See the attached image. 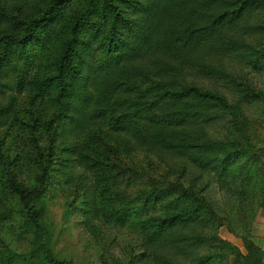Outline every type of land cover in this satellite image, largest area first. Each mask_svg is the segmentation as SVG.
<instances>
[{
  "label": "rangeland",
  "instance_id": "374dc122",
  "mask_svg": "<svg viewBox=\"0 0 264 264\" xmlns=\"http://www.w3.org/2000/svg\"><path fill=\"white\" fill-rule=\"evenodd\" d=\"M258 1L259 9L264 7V0ZM48 2L0 0V108L4 109L0 137L4 149L17 157L23 182L31 189L38 185L34 195L47 227L50 251L57 259L67 264H154L144 263L143 233L169 212L159 213L157 203H145L139 197L146 178H128L122 170H141L147 163L161 166V151L152 149V156L146 153L148 149L141 145L140 133L149 122L132 118L137 106H131L130 95L110 93L108 85L124 73H136L142 60L146 64L145 58L156 56L155 49L141 47L143 39L153 33L150 27L153 22L156 24L161 9L171 6L173 10L167 9L168 12L178 10L172 19L184 24L191 21V8L201 4V0H68L37 33L38 37L19 49L16 38L23 22L41 15ZM262 13L253 11L247 15L254 20L263 17ZM195 20L207 19L199 15ZM241 25L245 27L246 22ZM181 37L183 33L173 34L170 45L172 38L181 42ZM107 43H116L117 54L123 57L120 62L108 58ZM226 49L220 52V61L229 73L239 74L242 51L237 45ZM208 56L192 60L196 66L190 69V75L198 83L212 87L219 83L206 78V67L200 66ZM62 58L69 70L68 89L60 97L58 89L45 80L56 72ZM254 62L258 69H264V59ZM218 65L215 61L212 68L220 74ZM144 70L147 72V68ZM247 70L253 86L257 90L264 88V77ZM86 93L92 94V98H87ZM145 100H140L139 105ZM22 121L29 127L24 128ZM222 125L223 122L219 128ZM260 136L264 143V124ZM163 155L171 164L170 154ZM39 170H46L42 189ZM205 178L212 185L211 195L219 199L214 174H205ZM7 208L12 213H8L7 222L0 224V264H42L33 252L32 236L20 220L17 206L12 202ZM213 236L247 253L241 238L225 224L217 227ZM250 239L264 251V207L252 224ZM167 248L164 241L159 242L156 255L169 256ZM203 253L208 260L210 254L211 258L215 255L212 249L198 252ZM172 261L191 264L193 259L173 256Z\"/></svg>",
  "mask_w": 264,
  "mask_h": 264
},
{
  "label": "trees",
  "instance_id": "16d2710c",
  "mask_svg": "<svg viewBox=\"0 0 264 264\" xmlns=\"http://www.w3.org/2000/svg\"><path fill=\"white\" fill-rule=\"evenodd\" d=\"M67 1L49 0L41 15L23 22L21 34L16 38L19 49L36 39L37 33ZM257 1L201 0V4L191 8L194 20L184 24L172 19L178 10L168 12L167 9L173 10L171 6L161 9L156 24L153 22L150 27L153 33L142 38L141 47L155 49L156 56L145 58L146 64L142 60L136 73H124L108 85L110 93L130 95L131 106H137L132 118L149 122L140 133L141 145L148 149L146 153L152 156L151 150L158 149L163 157L170 154L171 164L158 155L161 166L147 163L141 170H122L128 178L131 175L146 178L139 197L145 203H157V212H169L143 233L144 263L180 264L172 261L173 256H191V264H264V251L250 239L252 224L264 207V143L260 136L264 118L259 119L264 117V88L257 90L249 79L251 75L245 72L252 69L255 76L264 77V69H258L254 62L264 59V7L259 9ZM253 11L263 12L262 19L251 20L247 14ZM199 15L207 20L195 22ZM243 22L245 27L241 25ZM176 32L184 37L181 42L172 38L170 45V37ZM232 45H237L243 54L239 58L243 63L239 74L229 73L220 61L223 60L220 52ZM116 48V43H107L106 52L112 62L118 63L123 57ZM200 55H209L205 66L200 64L206 67L204 76L216 79L219 85L211 87L193 80L190 69L196 64L192 60ZM215 61L220 63L217 66L220 74L212 68ZM68 70L67 61L62 58L56 72L45 80L58 89L60 97L68 89ZM86 94L89 99L93 96ZM144 98V104L139 105ZM3 112L0 108V116ZM24 122L23 127H29ZM221 122L223 128H219ZM4 148L0 137V224L9 220L8 213L12 212L7 206L14 202L20 220L32 236L33 252L42 264H67L50 251L47 227L34 195L38 185L31 189L23 182L17 157L8 155ZM42 170L37 173L41 189L46 178V170ZM211 173L219 199L211 195L212 185L205 178V174ZM222 224L241 238L246 254L213 236ZM161 241L168 245L169 256L156 255ZM205 249L215 251L214 257L210 254L208 260L204 253L198 254Z\"/></svg>",
  "mask_w": 264,
  "mask_h": 264
}]
</instances>
